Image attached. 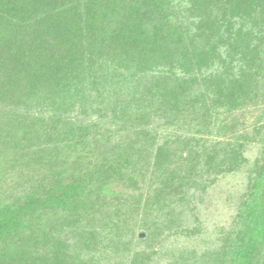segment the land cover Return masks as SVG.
<instances>
[{
  "label": "trees",
  "instance_id": "obj_1",
  "mask_svg": "<svg viewBox=\"0 0 264 264\" xmlns=\"http://www.w3.org/2000/svg\"><path fill=\"white\" fill-rule=\"evenodd\" d=\"M243 172L231 224L183 246ZM167 255L264 264V0H0V264Z\"/></svg>",
  "mask_w": 264,
  "mask_h": 264
},
{
  "label": "rangeland",
  "instance_id": "obj_2",
  "mask_svg": "<svg viewBox=\"0 0 264 264\" xmlns=\"http://www.w3.org/2000/svg\"><path fill=\"white\" fill-rule=\"evenodd\" d=\"M250 112L252 116L247 120L250 126L249 130H252L256 118L260 116V112L253 110ZM260 151L261 146L259 144H252L247 149L246 156L253 162L259 156ZM247 185L246 173L221 178L203 197V200L199 201V205L198 202L196 203L195 212H193L196 221L193 228L198 227L201 234L196 233L190 238L191 240L184 238L182 241L183 246L198 250L210 247V242L215 241L216 230L223 229L231 224V220L237 212L238 197L246 192ZM170 261V255L156 259L157 264H168Z\"/></svg>",
  "mask_w": 264,
  "mask_h": 264
}]
</instances>
